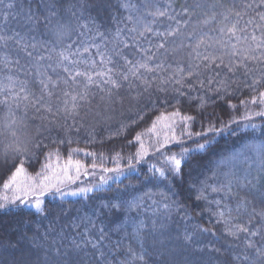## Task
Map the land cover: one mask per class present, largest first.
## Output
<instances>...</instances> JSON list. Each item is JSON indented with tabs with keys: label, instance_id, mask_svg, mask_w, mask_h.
Wrapping results in <instances>:
<instances>
[{
	"label": "trees",
	"instance_id": "trees-1",
	"mask_svg": "<svg viewBox=\"0 0 264 264\" xmlns=\"http://www.w3.org/2000/svg\"><path fill=\"white\" fill-rule=\"evenodd\" d=\"M244 2L0 3V35L13 36L0 43V86L9 85L0 92V197L10 196L3 184L16 164L23 161L25 174L32 178L45 172V164L56 168L57 156L49 153L58 154L59 165L71 156L83 168L118 169L109 173L119 175L103 187L75 196L65 194L68 187H60V192L46 190L40 211L26 201L0 209V264H262L264 258L257 257L255 249L264 248V216L260 215L264 213V116L255 113L264 111V105L241 101L264 91V82L255 91L246 87L253 79H262L264 65L246 61L252 69L246 77L242 68L234 74L223 66L209 70L208 61L201 59L223 56L229 63V56L223 55L229 50L217 43L219 29L230 27L237 18L224 20L221 13L233 7L240 10ZM45 4L55 6L49 9ZM157 11L165 15H149ZM256 11L249 9L240 20V27L249 17L255 20L241 35L259 36L264 31V27L256 31L262 23ZM213 13L215 19H210ZM28 15L36 22L26 23ZM145 27L151 31H144ZM200 40L204 43L197 48ZM61 52L76 63H61ZM100 53L113 61L106 67L114 69L121 87L105 85L94 75L96 83L87 86L81 100L85 78L65 83L69 75L65 68L103 71ZM125 58L146 62L155 70H141L140 79L129 76L124 81L115 72L127 71L130 65ZM219 63L217 59L215 64ZM41 81L48 84L47 90ZM73 95L77 96L75 109ZM176 111L194 119L185 128L176 117L175 139L161 147L164 131L156 132L155 138L148 129L161 114ZM249 115L251 120L244 119ZM252 124L255 129L246 127ZM210 126L218 131H209ZM137 135L148 146L139 162ZM199 144H205V149L196 150ZM185 149L188 153L181 155ZM171 156L182 160L179 174L170 170ZM235 226H246L249 232L229 235ZM253 231L256 236L250 235ZM248 241L255 248H248ZM132 253L143 259H134ZM245 255L247 260L242 259Z\"/></svg>",
	"mask_w": 264,
	"mask_h": 264
},
{
	"label": "snow or ice",
	"instance_id": "snow-or-ice-1",
	"mask_svg": "<svg viewBox=\"0 0 264 264\" xmlns=\"http://www.w3.org/2000/svg\"><path fill=\"white\" fill-rule=\"evenodd\" d=\"M3 0H0V3H2ZM54 4H45L43 7L45 8H52L54 7ZM125 8H132L134 6L125 4L123 5ZM217 5H212V7H216ZM11 7V5H9ZM257 8H264V0H245L242 8L240 10H236L233 8H228L225 12L221 13V15L224 17V20H228L229 16H235L237 19L231 23V26H224L219 29L221 33V39L217 41L221 45L222 48H226L229 51L223 53V55L229 56V63L225 64L223 60V56L221 57H215V56H203L201 59L208 61V63L205 65V67L209 68V70H212L213 65L216 69L227 68V71L230 73H236L239 69H244V75L247 77L248 74L252 71V69L248 68V65L246 61H255L259 64L264 65V31H260L261 27H264V11H256ZM249 9H252L256 11V16L259 17V21L262 22L261 24L257 25L256 31H260V35L257 36L255 32L248 33L245 35H241V33L247 32V27L251 26L255 23V20L252 17H249V19L246 21L245 25L243 27H240V20L243 19L244 15L247 14V11ZM188 10L185 9V12ZM53 15L55 13H52ZM149 15L154 16H163L165 15L164 12H150ZM47 19V18H46ZM131 19V17H129ZM210 19H215V13H213L212 17ZM25 22H32L35 23L33 15H28L26 17ZM209 21L206 20L205 23H208ZM130 31H135V28L131 29ZM144 31H151L150 28L145 27ZM15 36L19 37V33H15ZM141 36L144 35V32L140 33ZM163 35V34H161ZM168 35H172L171 32L168 33ZM13 39V36H6V35H0V43L6 44L7 41ZM23 38L20 37L16 40V43H21V40ZM235 40V43H232V41ZM204 41L200 40L197 42L196 47L199 48L201 44H203ZM32 47H35V44L32 45ZM159 47L163 48L164 45L161 44ZM85 52L88 51V48L84 49ZM60 62L63 63L64 61H68L69 63H76V61H70L69 55L65 54L64 52H61L60 54ZM102 59H101V65L105 67V70L103 71H97L95 73L89 72V71H80L72 69L65 68V71L69 73L67 80H65V83H68L69 80L73 81L74 83L77 81L78 77H84L86 84L84 86V92L79 94V98L83 100L87 93V86L96 83V81L93 79V76L99 78V80L105 84V85H111L112 88H120L121 83L119 80L114 78V69L111 67H106L108 64H112L113 61L110 59L104 58V54L100 53ZM199 56V53H197ZM235 57H239V61L233 59ZM123 58V57H122ZM151 59V57H149ZM219 59L220 63L215 64V61ZM5 67H7V59L5 58ZM18 63V61H17ZM125 64L130 65L127 67V71H116L115 75L120 76L122 80L128 81L129 76L135 77L136 79H140L141 77V70L144 72H153L155 69L150 67L148 63H140L136 62L133 63L132 61H128L125 58ZM160 65H156V68H159ZM198 67V66H197ZM180 71H183V69H180ZM219 74V73H217ZM189 75H192L190 72ZM262 79H253L252 83L250 85H246V87L251 88L253 91L256 90V88L264 82V72L261 73ZM10 83L11 77H9ZM180 81H177L179 83ZM41 83L44 86V89L47 90L48 84L44 81H41ZM53 86H55V82H52ZM211 83V81H210ZM224 88L227 87V85L224 84L223 81L220 82ZM97 87H99V84H97ZM6 89H9V85L0 86V92H4ZM222 89H217V91H221ZM21 92H24V88H20ZM51 95V92L48 93ZM183 95V93H180ZM65 96H68L69 93L65 92ZM23 99L27 100L28 96L25 95ZM42 99V98H41ZM72 109H75L78 107L77 104V96H72ZM39 103V101H37ZM261 104L264 105V91H260L258 93V96H253L250 101H241V104ZM65 106H67V101H64ZM48 110H51V106ZM65 111H70L67 107H65ZM255 115L258 116H264V111H260L255 113ZM176 117H180V122L184 124L185 128H187L188 122L193 120L194 118L192 116L183 115L181 116L180 112L176 111L170 114H161V116L158 118L156 122H153L152 126L148 129L149 132H156V129L159 127L162 131H164V142L161 144V147L166 146L168 142L175 139V125L177 124ZM251 116H245L244 119L251 120ZM234 122V121H233ZM246 127H251L255 129L256 125H246ZM209 131H218L210 126ZM169 133H172L171 136H169ZM189 136L191 133H187ZM205 135L207 133H204ZM158 135V133H157ZM196 135H201V133H196ZM134 139L138 142H140V151L137 153V162H139L140 159L144 155H147V150L145 149L144 143L141 141L140 135H137L134 137ZM159 142V141H158ZM251 147L256 148L259 147L257 145H252ZM205 149V144H199L197 145L198 151H202ZM17 152L22 151V149L17 148ZM188 149L184 150V153L181 155H186L188 153ZM50 157L53 155L57 156V167L53 168L51 164H45L43 165V168L45 169L44 173H38L36 178L32 177H25V168L23 166V161L19 164L15 165L14 171L11 173L8 180L5 181L3 184L4 190H13V195L9 199L8 196H2L0 197V209L5 208L8 204H16L19 202L20 204H24L25 201L29 199V193L35 192L37 189L40 190L41 194L44 193L46 190L55 189L57 192H60L59 185L64 184L65 181H74L75 179L79 178L81 169L84 167V165L81 163L80 160H73L71 156L62 164L59 165V157L58 154L49 153ZM88 155H92L91 153H88ZM261 162L264 163V155L261 156ZM168 163L171 165V171L174 174H179L181 171L182 166V160L176 158V156H171L168 159ZM95 164L92 165L93 168H95ZM75 172V176L71 175L70 173ZM104 171H110L109 169H104ZM111 171H118V169H113ZM156 172L159 173L161 177L165 175V173L160 169H155ZM24 178V179H22ZM102 183H107V179L102 178ZM93 189L87 188V189H80V192H91ZM213 191H219V189L214 188ZM63 195V193H61ZM77 192H71L68 193V195H77ZM199 198V197H198ZM32 207L36 208L37 211L41 210V202L37 199L35 203L32 204ZM113 207H118L117 205H113ZM221 215H223L221 213ZM261 216H264V213H260ZM249 229L246 226H235V230L229 231V235L235 236L237 233H248ZM251 236H256L257 232H251ZM79 247V245H77ZM93 248H96V245H92ZM248 248H255V245L248 241L247 243ZM131 251V250H130ZM134 259H143L142 256L137 257L135 253H132ZM255 255L260 258H264V248H256L255 249ZM104 253L100 252L98 254V259L103 258ZM249 257L247 255L243 256L242 259L247 260ZM68 264H72L71 261L68 262ZM262 264H264V261H262Z\"/></svg>",
	"mask_w": 264,
	"mask_h": 264
},
{
	"label": "rangeland",
	"instance_id": "rangeland-1",
	"mask_svg": "<svg viewBox=\"0 0 264 264\" xmlns=\"http://www.w3.org/2000/svg\"><path fill=\"white\" fill-rule=\"evenodd\" d=\"M158 131H161V129L159 127L156 129V132H158ZM156 132L154 133L155 138L158 137ZM162 134H164V133H162ZM145 148H147V151H148L147 145H145ZM105 172H106V174H103ZM109 172H112V171H101V170H97V169L83 168V169H81V172H80L78 179H75L74 181H65V183L59 185V187H68V188H66V190H64L65 194H67V195H68V193H71V192H77L78 194L87 193V192H80L79 190L80 189H87V188L95 189L98 187H103L106 183H102V178L107 179V182L109 180L111 181V180H115V179L119 178V175H114V174L109 173ZM70 174L73 176L76 175L74 171ZM25 177H28V176L25 174ZM22 179H24V178H22ZM70 188H71V190H69ZM9 192H10L9 198H11L13 195V190L9 189ZM43 196H44V194H41L40 190L37 189L35 192L29 193V199L26 202H28V206L32 207V204L35 203V201L37 199L41 202Z\"/></svg>",
	"mask_w": 264,
	"mask_h": 264
}]
</instances>
